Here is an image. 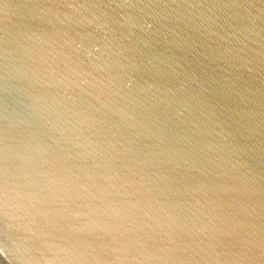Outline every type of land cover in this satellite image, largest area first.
I'll return each instance as SVG.
<instances>
[{"label":"water","instance_id":"95a60500","mask_svg":"<svg viewBox=\"0 0 264 264\" xmlns=\"http://www.w3.org/2000/svg\"><path fill=\"white\" fill-rule=\"evenodd\" d=\"M0 264H264V0H0Z\"/></svg>","mask_w":264,"mask_h":264}]
</instances>
